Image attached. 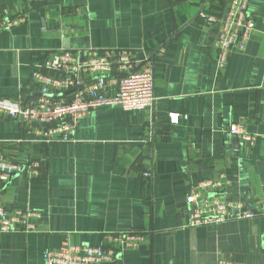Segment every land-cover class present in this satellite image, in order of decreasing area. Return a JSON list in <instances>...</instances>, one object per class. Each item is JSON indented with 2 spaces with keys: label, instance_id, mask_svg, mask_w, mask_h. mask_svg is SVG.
I'll use <instances>...</instances> for the list:
<instances>
[{
  "label": "crops",
  "instance_id": "obj_1",
  "mask_svg": "<svg viewBox=\"0 0 264 264\" xmlns=\"http://www.w3.org/2000/svg\"><path fill=\"white\" fill-rule=\"evenodd\" d=\"M229 1L0 0L1 12L25 17L0 32V97H37L32 73L53 52L108 48L133 50L136 65L153 59L155 96L144 109L95 108L70 141L0 112V151L40 164L37 178L0 181L1 207L39 212L35 231L0 236V264H44L45 250L130 231L141 244L112 264H264V0H249L251 36L219 68ZM236 126L256 134L251 147ZM150 163L152 181L141 175ZM220 174L226 197L254 216L185 225L189 187Z\"/></svg>",
  "mask_w": 264,
  "mask_h": 264
},
{
  "label": "built area",
  "instance_id": "obj_2",
  "mask_svg": "<svg viewBox=\"0 0 264 264\" xmlns=\"http://www.w3.org/2000/svg\"><path fill=\"white\" fill-rule=\"evenodd\" d=\"M248 3L249 0L229 1L214 40L219 68L224 67L227 54L235 47L244 49L251 36L254 23L248 15ZM24 21L23 15L0 11V32ZM134 54L133 50L123 48L60 49L53 52L32 73L40 94L24 102L0 97V112L37 126L45 124V134L52 136L51 141H70L79 120L99 106L118 104L123 110L152 107L155 102L153 59L146 58L136 65ZM167 116L170 123L177 124L180 113L168 112ZM229 132L235 134L245 147H251L256 140V134L242 127H232ZM39 174L38 161L19 162L0 151L1 182L17 175L33 179ZM141 175L152 181L153 164H148ZM225 179V175L220 174L189 187L185 198V225L196 227L254 216L252 210L243 209V203L226 197L222 190ZM38 217L39 212L29 208L9 211L0 206V236L33 232L37 228L33 218ZM143 238V232L130 231L108 234L107 242L97 245L65 243L57 249L45 250L43 260L44 264H112L125 249L138 248ZM216 264H233V259L219 257Z\"/></svg>",
  "mask_w": 264,
  "mask_h": 264
}]
</instances>
